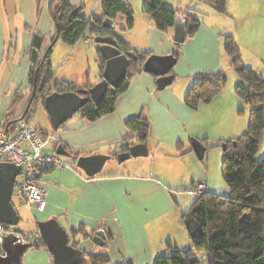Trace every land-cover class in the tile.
Wrapping results in <instances>:
<instances>
[{
  "label": "crops",
  "instance_id": "crops-1",
  "mask_svg": "<svg viewBox=\"0 0 264 264\" xmlns=\"http://www.w3.org/2000/svg\"><path fill=\"white\" fill-rule=\"evenodd\" d=\"M53 1L0 0V126L14 95L30 89L32 63L29 49L34 34L44 35L47 41L54 35L55 25L51 15ZM168 1H163L165 6L185 11L187 7H193V1L198 0ZM252 1L229 0L227 13H219L208 4L203 8L197 6L205 11V18L195 36L182 44L174 41V28L159 30L151 16L141 9L138 22L135 20L130 30H123L125 20L122 17L120 25L117 19L112 20L113 30L136 50L156 55L174 54L178 50L180 56L173 68L175 78L170 85L159 89L157 79L152 74L145 71L138 73L132 78L128 90L117 100L113 113L87 122L76 112L58 129L53 128L51 119L49 130L38 128L53 135L49 142L53 146L52 151L46 154H57V148L62 144L70 156H65V167L50 169L43 175L41 184L46 190L47 208L39 212L30 206L39 215L36 221L55 218L68 233L84 227L89 236L81 239L77 247L83 251L84 259L88 253L103 254L110 258L108 264H154L158 256L172 251L167 246L168 240H174L176 247L180 248L177 233L181 230L179 221L183 210L173 191L176 187L181 192V187H185L187 182L193 186L196 178L186 181L185 177L176 181L173 177L165 178L163 172L166 168L173 173L179 172L184 165L180 167L174 160L181 159L182 162L183 155L194 150L191 139L199 140L201 137L197 127L200 126L201 105L197 109L192 108L184 99L198 74L225 71L226 65H230V60L225 56L224 35H236L243 49L246 47L242 58L245 65L261 67L264 64V23L253 28L254 32L247 40L239 36L232 25L236 9L248 10L254 5ZM258 1L260 11L264 10V0ZM94 37L87 32L65 53L68 61L82 47V40L90 43L96 62L92 76L86 72L83 74L89 77L88 80L86 76L78 81L65 76L57 81L67 80L80 87L90 83L91 89L103 81ZM222 94L219 93L216 98H222L218 101L221 103L219 110L225 114L223 120L227 121L228 126L232 124L228 116L231 117L236 99L232 95L224 99ZM142 114L150 124L145 142L149 154L119 162V154L113 155L116 149L126 138L136 136L126 124ZM71 153L79 157L106 155L109 158L98 173L89 176L76 165L79 157L75 158ZM147 157L152 160L167 159L165 164L161 163L155 169L148 167L150 159ZM98 230H104L108 237L103 246L93 241ZM183 236H186L185 233ZM25 255L23 264H54L47 248H32Z\"/></svg>",
  "mask_w": 264,
  "mask_h": 264
},
{
  "label": "trees",
  "instance_id": "trees-1",
  "mask_svg": "<svg viewBox=\"0 0 264 264\" xmlns=\"http://www.w3.org/2000/svg\"><path fill=\"white\" fill-rule=\"evenodd\" d=\"M164 0H144L142 11L151 16L155 26L161 31L173 28L179 14L187 20L186 39L195 36L201 21L192 15L193 7L185 11L165 6ZM219 13H227L228 0H202ZM82 7L69 3L67 0H54L51 4V15L55 25L52 38L39 33L34 34L29 49L31 70L29 74L30 89L16 93L11 106L4 117L2 127L14 133L18 122L27 109L33 90L36 93L24 120L32 122L36 106L45 108V98L53 92H77L79 88L91 89L92 84L77 86L69 81H55V70L51 62L54 46L58 41L75 45L88 32L91 36L116 37L121 52L125 55L134 53L127 75L117 87H109L105 98L99 104L86 94L89 100L78 111L87 122H94L116 110L117 100L125 93L132 78L144 72V63L152 55L148 51H139L124 42L113 30L102 26L106 18L116 20L120 16L125 20L123 30L134 27V9L123 0H102V14H92L91 18L81 14ZM47 41V42H46ZM46 42V46H44ZM224 50L231 58V65L236 69L243 81L235 88L236 94L251 106V115L246 132L240 137L222 140L225 144L223 177L231 190V196H222L208 189L198 194L191 208L182 215L181 223L187 230L192 246L182 250L168 240L167 246L171 254H163L156 258L154 264H264V158L256 159L264 134V76L242 63L240 46L233 35H224ZM174 56L178 59L180 52ZM99 73L105 68V59L100 52L97 54ZM173 73V70L171 71ZM156 79L157 76L153 75ZM227 76L223 71L213 74H198L196 81L185 96V103L197 109L201 103L210 102L226 85ZM127 128L136 134L128 137L113 154L129 152L132 145L145 143L149 136L150 124L142 114L127 122ZM205 150L207 146L202 140ZM73 154L75 158L79 155ZM49 171V170H47ZM46 171V172H47ZM21 220V218H20ZM84 227L70 230V244L78 247L81 239L88 238ZM36 249H45L43 239ZM0 252L2 249L0 247ZM83 264H108L110 258L103 254H86Z\"/></svg>",
  "mask_w": 264,
  "mask_h": 264
},
{
  "label": "rangeland",
  "instance_id": "rangeland-1",
  "mask_svg": "<svg viewBox=\"0 0 264 264\" xmlns=\"http://www.w3.org/2000/svg\"><path fill=\"white\" fill-rule=\"evenodd\" d=\"M69 3L76 5L78 7H82L81 14L84 17L91 18L92 12H95L96 15L102 14V0H67ZM125 3H128L134 9V17L135 20H139V13L140 9L142 11V4L144 0H123ZM198 1H193V8L196 11H192V13L202 21L205 18V14L199 9L200 7H206V4H200ZM170 2V0L168 1ZM229 2V0H228ZM254 5H252L248 10H237L236 9V16L232 21V25L234 30L239 32L238 35L242 38L249 39V35L254 32L252 31L253 28L264 23V10L260 11L258 0L252 1ZM202 3V2H201ZM236 3V1H235ZM234 3V6H235ZM263 3L261 2V5ZM201 5L200 7H197ZM209 5V4H208ZM228 5V4H227ZM264 7V5H263ZM121 17L117 19V24H121ZM236 40V35H233ZM244 40V42H246ZM82 42V47L78 49L76 54L71 57L68 61H66L67 56L65 55L66 49L70 47V45L58 41L55 46L51 56L53 68L55 70V81L64 78L65 76H69L74 80L78 81L83 79L86 76V72H89L90 77L96 70V62L93 57V46L85 42ZM240 46L241 58H243V54L246 53V50L240 44L239 39L237 40ZM228 61H231V58L226 54ZM243 63V62H242ZM244 64V63H243ZM245 65V64H244ZM247 66V65H245ZM249 67V66H247ZM253 67V68H252ZM249 67L256 70L261 76H264V64L261 67ZM224 74L227 76V82L225 87L219 92L223 93L222 97L224 99H229L230 96L236 99L234 103V110L231 113V117H229L230 121L232 119V124L227 126V121L223 120L225 114L219 110L221 103H218L220 98H216L219 93L208 103H201L199 106V119H200V126L198 125V132L201 137L199 140H204L207 146V150L205 151L204 157L200 159L196 154L195 150L183 155L184 162L180 160H174L178 166H183L179 172L173 173L168 168H166L165 172H163L165 178L173 177L175 180H182L186 177V181L189 178L195 177L196 183L191 186L190 183H186V186L181 187V192L179 189L174 187V195L176 198H179L180 208L183 210L182 215L187 212L192 204L198 197V193L193 192L195 190V186L199 183V181L205 180V182L209 186V191L212 193H216L222 196H231V190L223 177V161H224V148L221 144L222 140H229L231 138L240 137L243 135L249 124L250 115H251V106L247 104L243 99L239 98L236 94L235 88L238 84H242L243 81L239 78L236 69L231 65H226ZM87 80L89 77H87ZM65 81V80H64ZM67 81V80H66ZM224 90V91H223ZM224 103V102H222ZM228 112V111H227ZM226 112V113H227ZM222 113V114H221ZM33 119L32 122L37 128H41L43 130H49L50 125V118L47 110L42 106L38 105L35 107L33 111ZM228 119V120H229ZM197 123V122H196ZM229 137L228 139H226ZM231 137V138H230ZM224 138V139H223ZM218 139V140H217ZM52 144H49L45 149L44 152L52 151ZM63 160H67L65 156H61ZM148 162V167H154L155 169L159 168V164L164 163L167 158H156L155 160L150 157ZM264 158V134L261 142V147L256 155V159L258 161H262ZM165 164V163H164ZM165 168V167H164ZM123 170V169H122ZM106 171V170H104ZM156 172V171H155ZM180 182V181H179ZM13 204L17 209L21 221L16 225V229L20 231H36L38 229L36 225V217H39L38 214L33 210L31 205H26L18 201V199L13 196L12 197ZM181 215V218H182ZM181 218L179 224L181 226V230L177 233L178 236V245L180 249L187 250L192 246L191 239L188 235L187 230L183 227L181 223ZM183 231V232H181ZM176 232V231H175ZM185 233V237L183 236ZM172 244L176 246L174 240L171 241ZM172 251H169L168 254L170 255ZM26 255L24 256L23 260L25 261Z\"/></svg>",
  "mask_w": 264,
  "mask_h": 264
},
{
  "label": "water",
  "instance_id": "water-1",
  "mask_svg": "<svg viewBox=\"0 0 264 264\" xmlns=\"http://www.w3.org/2000/svg\"><path fill=\"white\" fill-rule=\"evenodd\" d=\"M186 25V18L179 14L173 26L176 44H182L186 41ZM102 26L113 30V23L109 18L103 21ZM94 42L98 45L96 47L97 54L100 52L105 59V68L102 73L103 81L89 90L79 88L77 92H53L48 95L45 98L44 105L54 129H58L82 108L89 100V97L85 96L86 94L90 93L91 99L95 103L99 104L102 102L108 88H117L125 79L131 60L138 58L134 53L123 54L116 37L113 35L95 36ZM176 63L177 58L174 54H152L144 63V71L157 76L158 88L163 89L173 82L175 76L171 71ZM35 93L36 88H34L32 95L34 96ZM33 96L25 114L31 106ZM25 114L13 122L23 120ZM191 142L196 154L202 159L206 151L205 146L196 138H192ZM223 148H225V144H223ZM57 154L66 157L70 156V153L62 144L58 146ZM148 154L149 150L146 143H136L131 146L129 152L119 154L118 160L121 162L131 157ZM108 158L109 156L106 155L82 156L77 159L76 165L83 169L87 175L92 176L102 169ZM19 173L20 166L11 162H0V247L2 249V252H0V264H23L25 254L37 246L36 243L26 239L22 231L16 229V225L20 222V215L13 204L12 197L16 177ZM36 225L46 248L52 255L54 264L84 263L83 251L70 244L69 233L57 219L38 220ZM10 227H13L14 230H9ZM107 239L108 237L104 230H98L93 236V241L100 246L105 245Z\"/></svg>",
  "mask_w": 264,
  "mask_h": 264
},
{
  "label": "built area",
  "instance_id": "built-area-1",
  "mask_svg": "<svg viewBox=\"0 0 264 264\" xmlns=\"http://www.w3.org/2000/svg\"><path fill=\"white\" fill-rule=\"evenodd\" d=\"M53 139L51 133L43 132L33 122L21 120L14 133L0 126V162H11L20 166L16 177L13 196L23 204H28L42 212L47 208L46 190L41 184L45 172L63 168L66 163L58 154H46L45 147ZM207 190L205 181L195 186L198 194ZM9 230H14L10 227ZM24 237L36 244L43 238L39 230L22 231Z\"/></svg>",
  "mask_w": 264,
  "mask_h": 264
}]
</instances>
